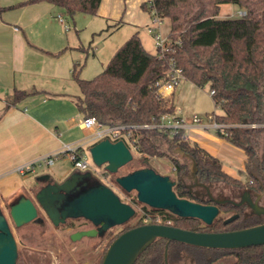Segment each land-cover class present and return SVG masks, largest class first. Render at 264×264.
Wrapping results in <instances>:
<instances>
[{"label": "trees", "instance_id": "1", "mask_svg": "<svg viewBox=\"0 0 264 264\" xmlns=\"http://www.w3.org/2000/svg\"><path fill=\"white\" fill-rule=\"evenodd\" d=\"M41 2L64 9L74 17L77 13L97 15L102 0H29L20 6ZM223 5H235L246 15L219 18ZM151 7L160 18L170 20L168 40L171 51L163 58L149 53L137 33L94 79L80 78L78 65L75 66L73 78L80 90L76 104L84 119L95 118L107 127H123V132L130 134L129 142L137 149L141 163L136 170L154 169L153 159L167 158L176 174L174 191L178 197L218 205L220 215L208 226L198 219L181 218L168 211L143 206L146 214L122 233L146 225V220L150 221L148 224L209 233L262 224L257 220L252 225L233 228L243 219L241 205L203 201L188 188L184 178L190 174L191 163L193 175L200 183H224L264 193V154H261L264 144V0H151L149 12ZM173 61L182 70L186 81L200 89L209 86L215 91L212 99L221 113L212 114L218 124L225 126L217 131V135L245 153V181L228 174L219 159L187 139L184 131L171 135L158 127H145L158 125L164 115L175 114L173 99L161 97L156 90V84L167 79ZM30 95L15 91L14 101L8 103L7 109ZM121 140L131 147L125 137ZM134 203L143 205L137 200ZM223 212L241 214L238 220L225 225ZM77 220L81 219H70ZM109 232L101 237H106ZM118 236L107 243L103 258ZM184 250L190 252L196 264H216L231 257L236 259L233 264H264V245L218 250L169 243L165 239L152 242L141 252L135 264H172ZM22 260L19 251L18 264H22Z\"/></svg>", "mask_w": 264, "mask_h": 264}, {"label": "crops", "instance_id": "2", "mask_svg": "<svg viewBox=\"0 0 264 264\" xmlns=\"http://www.w3.org/2000/svg\"><path fill=\"white\" fill-rule=\"evenodd\" d=\"M27 1L0 0L2 210L17 203L23 196L33 199L38 205L36 193L45 185L40 178L47 173L42 165L23 176L17 171L20 166L37 163L45 156L62 152L66 146L89 151L95 144L91 141L92 131L81 127L84 116L78 110L76 97L70 93V79H73L75 66L79 65L76 60L83 55H73L76 50L73 41L68 36L63 40L58 33V7L46 2L20 6ZM148 3L151 5V0H102L92 23L99 20L108 27H123L124 24L146 27L151 22ZM137 33L139 35V31ZM140 39L145 49L154 54L147 49L143 38ZM182 82L186 84L181 88ZM182 82L170 95L175 114L190 122L195 115L209 114L207 109L197 105L199 88L186 80ZM17 90L31 95L7 109L8 103L14 101ZM45 94L50 96L46 99ZM189 99H192L191 103ZM211 129L210 126L189 123L184 132L187 139L219 159L228 174L244 181L245 153L217 134H212ZM56 165L52 166V175L49 176L54 182L62 183L68 175L61 178L63 168ZM88 173L100 176L96 172Z\"/></svg>", "mask_w": 264, "mask_h": 264}, {"label": "water", "instance_id": "3", "mask_svg": "<svg viewBox=\"0 0 264 264\" xmlns=\"http://www.w3.org/2000/svg\"><path fill=\"white\" fill-rule=\"evenodd\" d=\"M93 163L98 168L105 166L110 174H117L120 169L134 160L129 146L124 141L103 140L90 148ZM46 185L33 199L23 196L10 206L9 216L16 228L34 222L39 216V207L55 226L65 224L69 219H84L99 229L83 230L71 236L72 241L96 237L114 227L128 223L136 214L135 209L124 203L117 192L101 182L91 173L77 174L62 183L54 182L49 175L40 178ZM87 180L81 187L79 184ZM116 184L126 193L136 192L138 202L153 209L168 211L181 218L201 220L205 225H212L220 215L218 205L203 204L179 198L174 191L176 182L166 175L157 173L152 168H142L116 178ZM66 192L64 199L59 192ZM58 202V203H57ZM247 202L256 215H263L251 199ZM65 209L59 213V204ZM235 205H240L234 203ZM240 218L239 214L225 220L228 225ZM165 239L194 247L237 250L264 245V224L217 233L193 232L165 224H146L120 234L109 246L102 264H135L141 252L152 242ZM19 248L11 224L0 209V264H18Z\"/></svg>", "mask_w": 264, "mask_h": 264}, {"label": "rangeland", "instance_id": "4", "mask_svg": "<svg viewBox=\"0 0 264 264\" xmlns=\"http://www.w3.org/2000/svg\"><path fill=\"white\" fill-rule=\"evenodd\" d=\"M150 6V3H148L149 8ZM57 10L58 33L63 40H66V36H68L70 37V41H73V46L76 47L73 55H83L82 58L76 60L79 62L78 71L79 76L82 79L91 80L102 73L112 60L116 51L131 39L137 31H139V36L143 38L144 43L147 45V49L151 52L153 51L154 54H157L155 41L148 33V28L151 26V22L149 23L150 25L146 27H136L130 24H124L123 27H117L116 25L108 27L106 23L99 20L92 23V15L77 13L74 17H71L64 9L58 7ZM239 11L240 9L235 5H223L219 18L225 19L238 17ZM59 15L65 19V25L68 26V30L65 29V25L60 21ZM170 29V20L164 19L161 25V33L164 38L168 37ZM70 80H72L69 83L72 88L70 93L75 97L80 96L78 84L74 78ZM181 84L182 88L186 83L182 82ZM197 91L198 95L196 98L198 107L209 111V114L202 115V118H207L208 115L214 112L217 114L221 113V110L215 107L214 101L211 98L210 87L206 86L204 89L199 88ZM49 96V94H45L46 99ZM177 100L178 99L175 101L176 104ZM189 100V103H191L192 99ZM211 132L212 134H217L215 129H211ZM89 151L81 149V152H83L92 163V170H90V172H96L97 174L100 173L101 175L96 178L101 180L104 184L105 178L102 174L105 173L111 187L116 190L122 201L134 205L136 215L126 225L115 227L110 230L106 237L97 236L84 238L74 242L71 240L70 236L77 231L92 229L93 225L90 222H86L84 219L77 221L69 220L65 225L55 226L49 220L45 212L39 207V216L34 222L21 228H16L9 216L10 206H6L2 211L10 221L14 236L18 243L19 251L22 253V264H102V254L110 239L120 235L128 226H132L138 219H141L144 214H146V211L143 210V206L145 205H137L134 203V200H137V193H126L115 182L116 178L127 175L141 166L139 156L134 155V160L120 169L117 174H110L106 171L105 166L98 168L94 165ZM132 152L134 154L133 150ZM261 154H264V144L261 149ZM152 164L157 173L170 176L173 180L177 179L173 170V165L167 158L153 159ZM55 165L56 167L61 166L63 168V172L60 176L61 178H64L68 175L66 180L72 179L78 173H86L77 172L73 162L67 155L59 158ZM52 168L53 167L43 165L42 169L47 175H52ZM189 168L190 174L184 178V183L197 197L201 198L203 201L213 200L217 203H237L241 205L243 219L234 225L233 228H243L252 225V223L257 222V220L264 224V216L256 215L250 205L246 206L243 203L244 200L249 197L258 209L264 210V193H258L247 188H235L224 183H200L193 175L194 170L191 163ZM246 178L247 177H244V181ZM233 215L234 213H222L224 219ZM256 216L259 218L254 219ZM146 221L147 224L150 222L149 220ZM235 261L236 259L232 257L223 258L216 264H233ZM172 264L196 263L190 252L184 250L180 253L178 259Z\"/></svg>", "mask_w": 264, "mask_h": 264}, {"label": "built area", "instance_id": "5", "mask_svg": "<svg viewBox=\"0 0 264 264\" xmlns=\"http://www.w3.org/2000/svg\"><path fill=\"white\" fill-rule=\"evenodd\" d=\"M245 15L246 12L244 10H240L238 12L239 17H244ZM150 16L151 26L148 28V33L153 37L155 41V46L157 48L156 55L159 58H163L166 54L171 51L168 37L164 38L161 33V25L163 23V19L158 16L157 12L152 7L150 10ZM59 19L62 24H66L65 19H63L61 16H59ZM65 29L68 30V26L65 25ZM184 80L185 77L183 76L182 70L177 68L175 62L173 61L168 70L167 79L163 82H159L156 84V90L158 95H160L161 97H170V95L174 92L177 86ZM214 94L215 91L211 90V96H213ZM189 123L197 126H210L217 131L219 129L223 130V128L225 127L215 121V116L213 114L208 115L207 118H202L200 116L195 115L192 117L191 122L187 121L182 117L177 116L176 114H167L161 118V121L158 125H147L145 127H158L160 129L170 132L171 135H176L180 131H185L188 128ZM81 127L84 130L92 131L91 141L94 143H98L107 139L112 142L123 141L121 140L122 137H125L126 140L129 142L130 134H125L123 132V127L103 126L99 124L95 118L84 119L81 123ZM130 146L132 147V149L131 147H129L131 152L132 150L134 151V154L133 152L132 154L138 155L137 149L131 143ZM64 155H67L71 159L77 171L89 172L90 170H92V163L89 161L88 157L84 155L83 152H81V148L66 146L64 147L62 152H57L45 156L37 163L20 166L17 171L19 174L24 176L34 172L37 167H40L42 165L52 167L55 165L56 161ZM99 175L101 174L99 173Z\"/></svg>", "mask_w": 264, "mask_h": 264}, {"label": "flooded vegetation", "instance_id": "6", "mask_svg": "<svg viewBox=\"0 0 264 264\" xmlns=\"http://www.w3.org/2000/svg\"><path fill=\"white\" fill-rule=\"evenodd\" d=\"M88 172L86 171V173L85 174H87ZM78 174H82V173H78ZM102 176L105 178V185H107V186H110L111 187V184L109 183V181H108V177L105 175V173H103L102 174ZM87 182V180H85V181H83L82 183H80L79 184V187H81L84 183H86ZM102 182V181H101ZM103 183V182H102ZM104 184V183H103ZM46 185V184H45ZM44 185V186H45ZM114 189V188H113ZM116 191V190H115ZM58 194H62L63 195V198L64 199H66V198H69V195H67V191L66 192H64V191H62V192H59ZM118 194V193H117ZM58 203V202H57ZM244 205H246V206H249V204L247 203V202H245L244 203ZM64 209H65V204L64 203H61V204H59V207H58V210H59V213H62L63 211H64ZM48 217V216H47ZM49 218V217H48ZM50 220V219H49ZM70 220V219H69ZM51 221V220H50ZM86 221V220H85ZM87 222V221H86ZM93 225V224H92ZM101 227V225H99V226H94L93 225V228L92 229H99ZM119 227V226H118ZM115 228V227H114ZM92 229H89V230H92ZM113 229V228H112ZM112 229H109L108 231H110V230H112ZM83 231V230H82ZM107 231V232H108ZM77 232H79V231H77ZM106 232V233H107ZM105 233V234H106ZM73 235V234H72ZM71 235V236H72ZM71 236H70V238H71ZM97 236H100V234H98ZM96 236V237H97ZM101 237V236H100ZM85 238H87V237H85ZM82 239H84V238H82ZM81 239V240H82Z\"/></svg>", "mask_w": 264, "mask_h": 264}]
</instances>
